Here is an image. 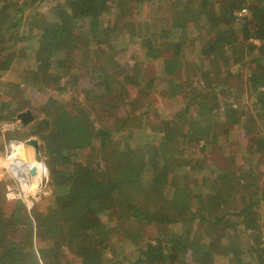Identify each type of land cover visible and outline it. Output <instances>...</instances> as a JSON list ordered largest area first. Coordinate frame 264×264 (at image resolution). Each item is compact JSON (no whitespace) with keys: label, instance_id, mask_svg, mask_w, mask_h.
I'll list each match as a JSON object with an SVG mask.
<instances>
[{"label":"trees","instance_id":"1","mask_svg":"<svg viewBox=\"0 0 264 264\" xmlns=\"http://www.w3.org/2000/svg\"><path fill=\"white\" fill-rule=\"evenodd\" d=\"M163 1L159 35L167 41L157 45L149 18ZM155 49L171 55L166 80L151 86L168 105L138 113L130 88L141 94V66ZM248 69L245 103L231 80ZM62 80L89 81L94 102L75 115L68 102H45L35 130L58 205L46 218L35 214L32 226L0 182V264H264V0H0V122L40 109L44 102L27 93L64 90ZM218 94L227 101L215 107ZM95 103L113 110L105 123ZM89 150L94 158L84 157ZM116 167L125 171L110 173ZM116 201L135 236L131 255L110 219ZM35 237L47 245L36 249Z\"/></svg>","mask_w":264,"mask_h":264},{"label":"rangeland","instance_id":"2","mask_svg":"<svg viewBox=\"0 0 264 264\" xmlns=\"http://www.w3.org/2000/svg\"><path fill=\"white\" fill-rule=\"evenodd\" d=\"M160 6H161V8H160ZM151 8L154 9V11L151 13V15H150L151 11L147 7L144 9L142 15L145 18H148L151 16V18H149V21L154 22V26L151 29H156V31H157L156 34L154 35V42H155V44L158 45V44H161V43H164L167 41V39L163 38L159 34H160V29L164 28L165 25H167L166 23H164V21L161 22L160 20H161V18L168 16L167 13L169 10V6L166 2L163 1V2H159V4L157 2L155 4H152ZM160 9H161V11H159ZM155 10L159 11V12L156 13ZM244 10H247V9L245 8ZM147 11H148V14L150 16H147L148 14L146 15ZM244 14H246V12L243 13V15ZM139 17H140V15H137V18H139ZM182 37L183 36H181V38ZM184 41H185V38L182 40V42H184ZM253 43L258 45V42H253ZM162 51H164V50L162 49L161 51H159V50L155 49V51H154L155 60H153L151 63H146L144 65L142 64V66H141V69L143 71V73H141V75L144 76L148 80V82L146 84H143V81H142L141 86H142L143 90H142L141 94H139L137 88H130V89L134 90L133 94H131L132 95V102L134 103L132 107L138 113L144 112V113L151 114L152 111H155V110H163L164 111L166 109L165 105L166 104L168 105L167 100H169V98L164 96L162 90L154 93L153 88L151 87L152 85H156L159 87L160 84L163 81H165L167 76H168V74L163 72V66H164L165 60L166 61L170 60L169 58L171 55L165 56L162 54ZM234 51H235V54H238L237 49H235ZM160 52H161V54H159ZM165 52H167V51H165ZM249 57H250L249 53L246 54V52H244L242 60L248 61L247 58H249ZM123 58H126L128 60L129 66L133 65V60L131 58H127L126 56H124ZM165 64H166V62H165ZM249 68H250V70H252L253 65H251ZM249 75H250V71L248 69L247 72L243 71L241 76L235 75V77L231 80V84L233 86V94L235 95V97H237V95H239V93H240V89H239L240 85L243 86V99L242 100L245 103L248 102V97L250 95L247 91L248 86L246 85ZM131 78L133 80L138 81V76L136 73H131ZM149 82H150V85H147ZM81 83L82 82L80 81L77 85H75V87H70V85H65L64 81L62 80L59 82V84H61V86L63 88H65L64 90L57 91L54 89L53 86L48 85L46 88L47 91H45V93H41L38 91L27 93V98L33 99L34 103L35 102H40V103L44 102V103L40 109H38V110L36 109V110H34V112H31L29 110L31 112L32 116L34 117V121L31 124L24 126L20 122V125H18L16 128H14L16 131L14 133H16L18 136H15L13 138H18V139L34 138L37 140V142L39 144V152H40L41 157L44 161V165H46V167L48 168V170L50 172L53 169V165H51L46 159V156H45V154L43 152V148H42V146H43L42 142L40 141V138L37 136L35 128H36V126L39 127L41 124L43 125L45 120H46V117H45L46 112L43 110V106H44L45 102H47V100H52L56 103L57 102H63V101L68 102L66 104L65 108L72 115H75L77 113L78 108L81 110H84V108H89L90 104L92 102H94V99L92 96L89 95V92L84 85H86L88 88H90L91 84L89 81H86L84 85H82ZM115 93H117V92L115 91ZM139 95H140V97H139ZM136 96H137V100H141L138 103H136V101L133 100V98L135 99ZM89 100H91V101H89ZM107 101L109 104L111 103V101L113 103H115V100L109 99ZM226 101H227V98H226L225 94H218L215 97L214 106L216 107V103L222 105V102H226ZM97 102H101V101L97 100ZM95 104H96V107H95V111L93 113L95 114L96 118L98 115L99 116L98 118L103 119L102 122H104V120H107L105 118L107 116H109L110 111H113V110L109 109V106L105 107L104 105L100 106L98 103H95ZM221 105H218V107H221ZM25 111H23V112H25ZM20 113H22V112H20ZM16 118H17V116L15 117V119ZM123 128L125 129L128 127H123ZM212 134H213L214 138H216L217 135L220 134V132H219V130L214 128ZM241 134H242V131L238 130L236 140L239 139V136ZM221 138H223V140H224L223 147L224 148L227 147V148L232 149L233 144L231 143L230 136L223 132V135L221 133ZM226 143L228 145H226ZM3 144H1L2 146H0V152H2V150H3ZM201 144H202V142L199 143V145H201ZM190 145H192V144H190ZM213 153L214 152L212 151L208 155V157L212 158L214 156ZM89 154H90V150L84 153V157H87L88 159L95 157L94 153H92L90 155ZM93 160L94 159H92L90 162H92ZM122 171L124 172L125 169H122L120 167H116L110 173H120ZM174 182H176V181L174 180ZM49 189H50L49 195L45 199H43L40 203H38L30 213L26 212V214H28V217L33 221L32 226H35V223H36L35 218H34L35 214L38 216H42L43 218H46L47 215H50L58 205V199L53 194V186L50 184V179H49ZM121 191L125 192L124 189H121ZM1 193H2V197L4 198L2 191H1ZM119 202L120 201L113 202L114 206L112 208V211H110L111 215H112V217H110V219H112V222L117 223L116 227L119 229V232H120L119 238L120 239L123 238L122 244L127 251L126 253H127V255H131L133 253L134 247L136 246V243H134L135 242V239H134L135 236L130 233L129 229L127 230V228H126V227H128L129 222L127 221V217L123 216V212H119L121 210V207L123 206V204H120ZM212 202L218 204L219 200H218V198L217 199L215 198L214 200H212ZM24 210H26V209L24 208ZM105 219H106L105 216L99 217V220L101 222H103ZM259 224L264 230V212L262 213V216L260 217ZM239 231H242V228ZM207 234L208 233H206V232L201 234L200 240H201V238L205 237V235H207ZM262 234H263V232H262ZM34 235H35V232H34ZM249 235H250V233H248L246 235V237H248ZM129 236H130V238L132 237V241L129 240ZM223 236H224L223 243L226 246L228 244V240L230 238L231 239L233 238V235L230 232V230H227L226 232H224ZM46 243L41 242L40 244H42V246H46L47 245ZM38 244H39V241L35 237L34 241H33V246H35L36 249H38L41 246L40 244L39 245ZM219 253L222 256V253L221 252H219ZM219 253H217L218 254L217 259L221 258ZM222 258H223V256H222Z\"/></svg>","mask_w":264,"mask_h":264},{"label":"built area","instance_id":"3","mask_svg":"<svg viewBox=\"0 0 264 264\" xmlns=\"http://www.w3.org/2000/svg\"><path fill=\"white\" fill-rule=\"evenodd\" d=\"M246 10H242V16ZM20 125V120L0 122L3 136V152L0 153V182H4V199L19 203L30 213L49 195V174L46 165L38 167L33 149L27 139L9 138L5 134ZM30 148L31 153L27 150ZM43 160V159H42ZM44 167V171L42 168Z\"/></svg>","mask_w":264,"mask_h":264},{"label":"water","instance_id":"4","mask_svg":"<svg viewBox=\"0 0 264 264\" xmlns=\"http://www.w3.org/2000/svg\"><path fill=\"white\" fill-rule=\"evenodd\" d=\"M17 119L20 120L21 124L24 126H27L31 124L34 121V117L32 116L31 112L29 110H26L25 112L17 114ZM27 145L31 146L33 149L34 157L36 160V163L38 167H41L43 165V160L41 157V154L39 152V144L36 139L29 138L26 140Z\"/></svg>","mask_w":264,"mask_h":264},{"label":"bare ground","instance_id":"5","mask_svg":"<svg viewBox=\"0 0 264 264\" xmlns=\"http://www.w3.org/2000/svg\"><path fill=\"white\" fill-rule=\"evenodd\" d=\"M29 153H31V151H30V148H28V150H27ZM44 168H42V170H43ZM44 171V170H43Z\"/></svg>","mask_w":264,"mask_h":264}]
</instances>
